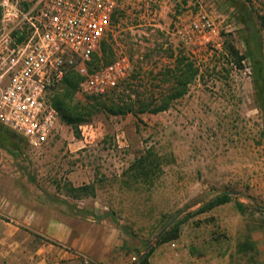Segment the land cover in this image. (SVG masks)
<instances>
[{
  "label": "rangeland",
  "instance_id": "obj_1",
  "mask_svg": "<svg viewBox=\"0 0 264 264\" xmlns=\"http://www.w3.org/2000/svg\"><path fill=\"white\" fill-rule=\"evenodd\" d=\"M244 4L264 58L263 17ZM198 15L219 24L220 46L192 55L198 75L167 110L142 114L140 121L131 114L89 113L84 107L95 95L62 81L49 96L58 113L54 130L39 149L0 124V176L24 179L40 202L60 205L64 217H107L124 240L122 254L133 262L152 248L163 253L159 264L184 258L187 264H264L262 113L249 61L240 59L245 34L232 8L224 0H118L105 51L100 45L87 68L125 55L131 74L153 80L148 72L170 66V54L186 53L172 34L178 23ZM155 81L165 82L164 89L168 83ZM228 191L237 194L199 212ZM172 230L173 241L166 239Z\"/></svg>",
  "mask_w": 264,
  "mask_h": 264
},
{
  "label": "built area",
  "instance_id": "obj_2",
  "mask_svg": "<svg viewBox=\"0 0 264 264\" xmlns=\"http://www.w3.org/2000/svg\"><path fill=\"white\" fill-rule=\"evenodd\" d=\"M117 1L0 0V124L31 149H39L54 130L58 113L49 96L68 71L80 77L79 94L95 96L132 73L125 55L96 70L87 68L110 31ZM242 1L264 18V0ZM172 34L191 56L221 41L219 24L207 15L179 22ZM80 261L112 264L82 256Z\"/></svg>",
  "mask_w": 264,
  "mask_h": 264
},
{
  "label": "crops",
  "instance_id": "obj_3",
  "mask_svg": "<svg viewBox=\"0 0 264 264\" xmlns=\"http://www.w3.org/2000/svg\"><path fill=\"white\" fill-rule=\"evenodd\" d=\"M23 181L0 176V264H81L80 256L136 264L134 256L122 254L124 240L107 217H64L60 205L40 202V196L24 187ZM162 257L163 253L156 251L148 262L159 264ZM174 264H187L186 258Z\"/></svg>",
  "mask_w": 264,
  "mask_h": 264
},
{
  "label": "trees",
  "instance_id": "obj_4",
  "mask_svg": "<svg viewBox=\"0 0 264 264\" xmlns=\"http://www.w3.org/2000/svg\"><path fill=\"white\" fill-rule=\"evenodd\" d=\"M224 1L232 8L233 15L236 17V21L241 24L243 33L245 34L244 42L246 51L244 56L240 59L246 58L249 61L252 83L256 91L258 108L262 113L264 130V58L262 37L242 0ZM260 19L263 20L262 22L264 23V18ZM101 43V51L104 52L105 44L103 42ZM170 57L172 60L170 66H167L154 74L151 71L148 72V75L154 78L153 80L141 76L140 73L130 74L126 79L103 95L90 97V100H88V103L84 107V111L89 113L100 112L112 116L131 114L137 121H140L139 117L142 114H156L167 110L173 101L186 94L188 86L198 75L199 71L193 56L187 52L185 54H180V56H175L174 58H172L173 56L170 54ZM161 77L167 78L168 83L165 89L162 88L165 82L155 81L156 78ZM79 80L80 77L78 74L72 70L67 72L63 78L64 84L70 89L77 87L76 85ZM154 83L156 86H151V84ZM61 117L67 123L71 121L64 114H61ZM82 188L83 187L78 189ZM222 193L216 195L207 202L203 208L199 209V212H204L224 203L227 200V195ZM175 232L176 231L172 230V235L168 236L166 239L174 240L176 238ZM152 251V248H150L143 257L137 260L136 264H149L148 258Z\"/></svg>",
  "mask_w": 264,
  "mask_h": 264
},
{
  "label": "water",
  "instance_id": "obj_5",
  "mask_svg": "<svg viewBox=\"0 0 264 264\" xmlns=\"http://www.w3.org/2000/svg\"><path fill=\"white\" fill-rule=\"evenodd\" d=\"M222 194H225V195H236L237 193L236 192H233V191H228V192H223ZM178 215H176L172 220H170V222H168V224L160 231V233L158 234V237L162 234V232L170 225L173 223V221L177 218ZM147 249L139 256V258L143 257L144 254L146 253ZM138 258V259H139Z\"/></svg>",
  "mask_w": 264,
  "mask_h": 264
}]
</instances>
